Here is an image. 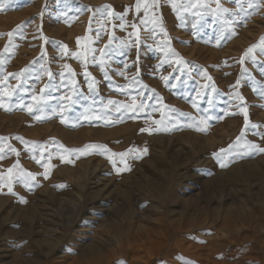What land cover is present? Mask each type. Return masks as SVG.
Here are the masks:
<instances>
[{"label": "rangeland", "instance_id": "374dc122", "mask_svg": "<svg viewBox=\"0 0 264 264\" xmlns=\"http://www.w3.org/2000/svg\"><path fill=\"white\" fill-rule=\"evenodd\" d=\"M137 2L0 9V264H264V0Z\"/></svg>", "mask_w": 264, "mask_h": 264}, {"label": "snow or ice", "instance_id": "6c2138e0", "mask_svg": "<svg viewBox=\"0 0 264 264\" xmlns=\"http://www.w3.org/2000/svg\"><path fill=\"white\" fill-rule=\"evenodd\" d=\"M11 2H12V0H0V9H2L3 7H5V4L6 3H11ZM165 2H172L173 8L175 9L176 5L174 3V0H165ZM249 6L251 7L252 5L250 4ZM108 7L109 6H105V8H108ZM140 7H141V3L138 0L137 5H136V8H137L138 11H139ZM143 7L145 9V13L147 14V10L149 8H156V9H158L160 7V0H152L151 4L147 3L146 0H145V3L143 4ZM215 11L227 13L229 10L227 8H221L220 3H219V0H217V8L215 9ZM108 15L109 16H113L115 14L113 12L109 11L108 12ZM119 18L120 19H123V16H120ZM154 23H160L161 24V30L163 31L162 22L157 21V20H154ZM121 27H123V25H121ZM132 27L135 29L136 28V25L133 24ZM8 35L11 38L12 33H9ZM262 41H264V38H262ZM79 44H80V38H77V45L79 46ZM63 47H65V50H66V46H63ZM254 47L255 46L250 47L247 50V52H252ZM87 51H90V49H87L86 48V51H85L84 55L87 54ZM101 52L103 54V50H101ZM74 55H76L77 58H79V56L81 54L80 53H76ZM241 63H243V58L241 59ZM64 67L65 68H68V65H65ZM22 71H24V70H22ZM49 75H51V74L49 73ZM84 75L85 76H89V74L87 72H85ZM162 79L167 80V77H162ZM209 79H210V77H209ZM237 83H239V81H237ZM92 87H93V83L90 82L89 83V88L91 89ZM41 91H43V89ZM36 99H37L36 97H33V100H36ZM68 99H71V98L69 97ZM239 99L243 100V97H239ZM113 103H115V102L114 101H109V104H113ZM123 106L126 107V108H129L132 111H135L137 109V107H138L136 105V102H135V99L134 98H133V102H132L131 105H123ZM0 107H4L3 103H0ZM193 107H196V105L193 104ZM27 110L29 112H31L32 111V107L29 106ZM242 111H243V114H244L245 129H242L240 136H238L236 138V143L237 144L240 142V140L244 136L246 129H248L249 127H251V128H258L259 127V125H256V124H251L250 125L247 110L246 109H242ZM37 119H40V117H37ZM85 119H89V117H85ZM97 119H99V117H97ZM61 122L64 123L65 121L62 120ZM201 122H203V120ZM157 130H159V129H157ZM197 130L198 131H203L204 129L197 127ZM141 131H149V130L148 129H141ZM0 139H5V138H0ZM16 139H22V138L16 137ZM60 147L63 148V145H60ZM232 147H233V145H229V148H232ZM244 147L247 148L249 152H252V151L264 152V147H260L257 144H253V143H250V142H247V141H245ZM89 149H98V150H101L102 152H106L107 151V149H106V147L104 145H98V144H87V145L84 146L83 149H65V151L66 152H69V153H74V152H85L86 153V152H88ZM0 151H2V149H0ZM11 151L15 152L16 150L15 149H11ZM128 151L131 152V151H134V149H129ZM225 151H226L225 149H220V152H225ZM127 154L128 153L126 152V153H119V154L113 153L112 155H119L120 157H124ZM213 155L214 156H217V158L219 159V154L218 153H213ZM0 158H2V157H0ZM33 159H35V157H33ZM60 159H61L62 162H65V158L63 156H61ZM109 160H111V156H109ZM36 162L38 164L40 163L39 160H37ZM68 162H70V161H68ZM221 166L223 167L224 165L222 164ZM13 167H18V165H13ZM45 167L47 169V167H50V165L45 166ZM8 171H9V173H11L12 169L10 168ZM117 171H120V169H117ZM25 175L28 176V177H31L32 179L35 178L34 177V174H32V173H26ZM45 178H47V175H45ZM9 191L11 192V188H9Z\"/></svg>", "mask_w": 264, "mask_h": 264}, {"label": "bare ground", "instance_id": "6f19581e", "mask_svg": "<svg viewBox=\"0 0 264 264\" xmlns=\"http://www.w3.org/2000/svg\"><path fill=\"white\" fill-rule=\"evenodd\" d=\"M75 206L77 207L78 206V204H75ZM104 224V223H103ZM186 231V230H185ZM146 232V231H145ZM148 241V240H147ZM151 241V240H150ZM125 243V242H124ZM151 243H154V241L152 240L151 241ZM144 245V244H143ZM155 246V245H154ZM159 247V246H158ZM192 247V245H189L187 248H186V250H185V253H188L187 251H188V249H190ZM199 249H202V247L200 246L199 247ZM193 250V249H192ZM154 251V250H153ZM157 252V249H156V251L155 252H153V253H156ZM193 253H194V251H193ZM157 254V253H156ZM191 254V253H190ZM191 256H195L196 258V264H199L200 262H198L197 260L200 258V254L199 253H196V254H194V255H191ZM115 257V256H114ZM134 259H136V257H134L133 259H132V261L134 260ZM106 261H107V259H106ZM111 261V260H110ZM181 263V262H180ZM183 263V262H182ZM89 264V263H88ZM90 264H91V262H90ZM110 264V263H109Z\"/></svg>", "mask_w": 264, "mask_h": 264}]
</instances>
